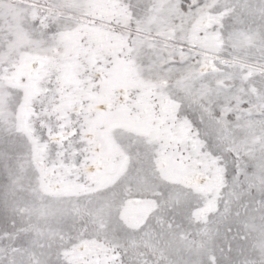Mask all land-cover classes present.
Wrapping results in <instances>:
<instances>
[{"label": "snow or ice", "instance_id": "6c2138e0", "mask_svg": "<svg viewBox=\"0 0 264 264\" xmlns=\"http://www.w3.org/2000/svg\"><path fill=\"white\" fill-rule=\"evenodd\" d=\"M0 264H264V0H0Z\"/></svg>", "mask_w": 264, "mask_h": 264}]
</instances>
